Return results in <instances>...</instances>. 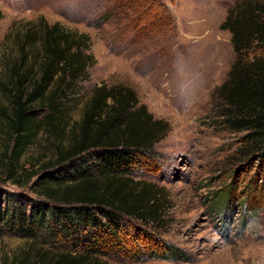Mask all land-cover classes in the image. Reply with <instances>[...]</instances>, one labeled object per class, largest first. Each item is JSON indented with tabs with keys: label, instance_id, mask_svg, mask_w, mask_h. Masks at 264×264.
<instances>
[{
	"label": "rangeland",
	"instance_id": "rangeland-1",
	"mask_svg": "<svg viewBox=\"0 0 264 264\" xmlns=\"http://www.w3.org/2000/svg\"><path fill=\"white\" fill-rule=\"evenodd\" d=\"M120 1L119 7L118 0H0V194L41 196L44 165L59 158L62 141L72 142L95 91L129 88L155 120L164 122L150 162L127 175L157 188L151 204L158 218L149 224L130 219V225L154 234L186 258L150 254L138 241L137 253L127 249L122 255L98 256L96 264H264V181L255 173L259 153L244 141V133L220 126L215 98L235 61L231 33L221 25L237 0H160L161 7L152 0ZM28 22L34 27L60 23L88 35L95 66L72 98L62 102L66 113L57 124L64 133L41 130L14 163L7 158L13 142L5 116L12 111L5 80L7 61L18 54ZM140 25L150 30L143 34ZM10 172L18 173L20 183ZM65 177L59 173L56 180ZM226 198L227 207L222 206ZM130 232L129 226L123 236L130 239ZM43 242L1 233L0 264H53L67 250L87 253L73 244Z\"/></svg>",
	"mask_w": 264,
	"mask_h": 264
},
{
	"label": "trees",
	"instance_id": "trees-1",
	"mask_svg": "<svg viewBox=\"0 0 264 264\" xmlns=\"http://www.w3.org/2000/svg\"><path fill=\"white\" fill-rule=\"evenodd\" d=\"M152 2L162 6L160 0ZM121 4L118 0L119 7ZM23 25L18 54L8 59L5 80L12 110L5 116L13 142L7 158L14 163L20 162L41 130L64 133L57 124L66 113L62 102L72 98L95 66L94 56L88 53V35L60 23ZM221 28L231 33L235 61L227 81L215 93L220 126L245 134L244 141L259 153L256 177L264 181V0H237ZM140 30L145 34L150 26L140 25ZM45 112L49 115L43 118ZM160 126L164 122L155 120L131 89H97L72 142L65 145L62 141L59 158L42 169L47 177L40 182L44 196L0 194V234L37 239L51 246L56 242L73 244L87 251L78 254L67 250L56 255L53 264H91L89 259L96 264L98 256L119 255L127 249L129 254L137 253L138 241L150 254H167V260L186 258L154 234L130 225V219L149 224L158 218V209L151 204L157 188L133 182L127 175L142 162H150L151 150L162 133ZM63 172L65 181L56 180ZM17 174L10 172V178L16 179ZM15 183H20L19 178ZM64 183L71 184L60 190ZM227 199L222 206L227 207ZM129 226L131 237L127 239L123 235Z\"/></svg>",
	"mask_w": 264,
	"mask_h": 264
}]
</instances>
